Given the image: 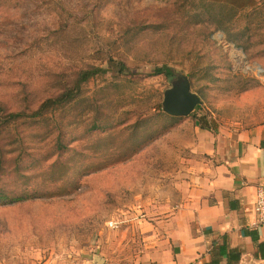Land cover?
Wrapping results in <instances>:
<instances>
[{
	"label": "rangeland",
	"instance_id": "obj_1",
	"mask_svg": "<svg viewBox=\"0 0 264 264\" xmlns=\"http://www.w3.org/2000/svg\"><path fill=\"white\" fill-rule=\"evenodd\" d=\"M211 1L205 13L184 0H0V106L26 116L0 120V189L28 197L0 200V264L115 263L142 251L196 127L264 123V0ZM109 58L128 72L43 107ZM163 66L171 77L154 74ZM177 74L201 99L188 117L162 110Z\"/></svg>",
	"mask_w": 264,
	"mask_h": 264
},
{
	"label": "crops",
	"instance_id": "obj_2",
	"mask_svg": "<svg viewBox=\"0 0 264 264\" xmlns=\"http://www.w3.org/2000/svg\"><path fill=\"white\" fill-rule=\"evenodd\" d=\"M189 147L175 192L153 207L143 250L98 264H264V229L252 226L264 184V123L214 133L196 127Z\"/></svg>",
	"mask_w": 264,
	"mask_h": 264
},
{
	"label": "trees",
	"instance_id": "obj_3",
	"mask_svg": "<svg viewBox=\"0 0 264 264\" xmlns=\"http://www.w3.org/2000/svg\"><path fill=\"white\" fill-rule=\"evenodd\" d=\"M181 9L189 10L194 8H199L201 11H204L205 13L211 12L210 10L213 8V2L211 0H204L200 5H196L195 0H184L183 4L180 5ZM191 11V10H190ZM214 28V31H222L225 33L226 37L229 41L236 43L235 39L231 37L230 33L227 31L224 24L217 22V24L212 25ZM109 66L107 69L104 68H94L93 70H87L83 71L79 74L77 80L74 82V85L69 88L65 94L60 98H53L48 99L43 107H48L50 105H56V104H65L68 101H71L74 99L81 90V85L85 82H87L89 79H91L94 76H97L99 74H105L110 71H117L118 73L125 74L128 72V67L123 63L114 60L113 58H109ZM155 75H164L167 77H171L173 75V72L170 68L163 66L160 68H156ZM37 115L40 114V112L36 113ZM23 112H17V113H5L4 108L0 106V120H4L7 123H16L19 121V119H22L24 117ZM26 117V116H25ZM27 196H15L12 194H8L0 189V200L1 201H10L11 203H19L24 200H27Z\"/></svg>",
	"mask_w": 264,
	"mask_h": 264
},
{
	"label": "water",
	"instance_id": "obj_4",
	"mask_svg": "<svg viewBox=\"0 0 264 264\" xmlns=\"http://www.w3.org/2000/svg\"><path fill=\"white\" fill-rule=\"evenodd\" d=\"M200 103V97L191 90L190 79L177 74L171 87L164 92L162 110L172 117H188ZM97 262L100 263V258Z\"/></svg>",
	"mask_w": 264,
	"mask_h": 264
},
{
	"label": "built area",
	"instance_id": "obj_5",
	"mask_svg": "<svg viewBox=\"0 0 264 264\" xmlns=\"http://www.w3.org/2000/svg\"><path fill=\"white\" fill-rule=\"evenodd\" d=\"M254 213L256 215V219L252 226L254 228L264 229V184L257 188L254 202ZM110 225L112 224L110 223Z\"/></svg>",
	"mask_w": 264,
	"mask_h": 264
}]
</instances>
